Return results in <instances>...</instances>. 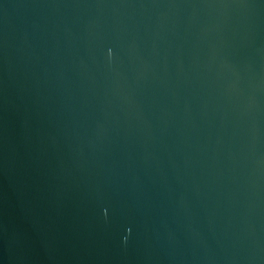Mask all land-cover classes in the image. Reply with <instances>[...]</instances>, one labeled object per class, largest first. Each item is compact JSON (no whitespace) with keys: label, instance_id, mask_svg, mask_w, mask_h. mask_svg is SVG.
Returning a JSON list of instances; mask_svg holds the SVG:
<instances>
[{"label":"water","instance_id":"water-1","mask_svg":"<svg viewBox=\"0 0 264 264\" xmlns=\"http://www.w3.org/2000/svg\"><path fill=\"white\" fill-rule=\"evenodd\" d=\"M0 264H264V0H0Z\"/></svg>","mask_w":264,"mask_h":264}]
</instances>
